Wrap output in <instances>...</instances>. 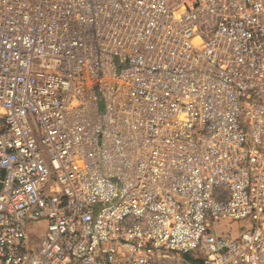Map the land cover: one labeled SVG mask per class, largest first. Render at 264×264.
<instances>
[{"label":"built area","instance_id":"2783aa9c","mask_svg":"<svg viewBox=\"0 0 264 264\" xmlns=\"http://www.w3.org/2000/svg\"><path fill=\"white\" fill-rule=\"evenodd\" d=\"M171 256L264 264V0H0V264Z\"/></svg>","mask_w":264,"mask_h":264},{"label":"rangeland","instance_id":"374dc122","mask_svg":"<svg viewBox=\"0 0 264 264\" xmlns=\"http://www.w3.org/2000/svg\"><path fill=\"white\" fill-rule=\"evenodd\" d=\"M241 225H242V222H235V223H233V227H239ZM183 258L184 259H187L186 256H184ZM184 259L179 260V259L171 256V257H168V258H163L161 261H159L158 264H185Z\"/></svg>","mask_w":264,"mask_h":264}]
</instances>
